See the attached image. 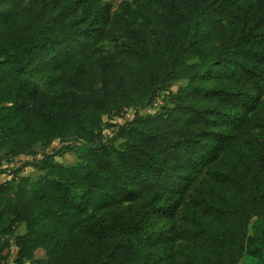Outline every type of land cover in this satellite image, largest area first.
<instances>
[{"label":"trees","instance_id":"obj_1","mask_svg":"<svg viewBox=\"0 0 264 264\" xmlns=\"http://www.w3.org/2000/svg\"><path fill=\"white\" fill-rule=\"evenodd\" d=\"M54 139L87 146L0 182V264H264V0H0V152Z\"/></svg>","mask_w":264,"mask_h":264},{"label":"rangeland","instance_id":"obj_2","mask_svg":"<svg viewBox=\"0 0 264 264\" xmlns=\"http://www.w3.org/2000/svg\"><path fill=\"white\" fill-rule=\"evenodd\" d=\"M109 3L111 10H115L122 1H131V0H104ZM104 50H112V42L110 40H105L99 44ZM21 79L28 80L36 83L41 89L47 91L49 90V82H47V78L44 74H40L34 67H30L27 71L21 76ZM186 80H178L173 82L166 90H160L157 92L156 103H163L164 96L167 92L175 91L178 86L184 85ZM158 105V106H159ZM156 107H146L143 109H134V107H128L125 111L118 116L112 114H106L103 116L102 124H101V134L102 141L106 143H110L113 145H117L120 140L114 138V133L116 131L117 126L121 125L126 120L130 119L132 115L137 110L140 114H146L148 112H153ZM68 146L67 149L65 147ZM87 146V143L82 141H60L58 139H54L51 145L43 150L39 144H36L34 148L29 150L28 152L18 155L16 157L4 156L0 152V182L8 179L10 177V172L18 166H21L20 174H24L30 177H35L39 174L38 170L33 167V164L40 158L44 151H49L51 149L58 150V154L56 159L68 164H73L77 161L78 154ZM34 151V154L32 153ZM28 163V164H26ZM25 164V166H22ZM10 171V172H9ZM23 228L20 227L18 232H22ZM237 264H261L256 258H248L244 257Z\"/></svg>","mask_w":264,"mask_h":264},{"label":"built area","instance_id":"obj_3","mask_svg":"<svg viewBox=\"0 0 264 264\" xmlns=\"http://www.w3.org/2000/svg\"><path fill=\"white\" fill-rule=\"evenodd\" d=\"M157 105L156 101L153 102L152 106L155 107Z\"/></svg>","mask_w":264,"mask_h":264}]
</instances>
